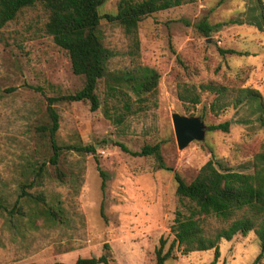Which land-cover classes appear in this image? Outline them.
I'll return each mask as SVG.
<instances>
[{
	"label": "rangeland",
	"instance_id": "obj_1",
	"mask_svg": "<svg viewBox=\"0 0 264 264\" xmlns=\"http://www.w3.org/2000/svg\"><path fill=\"white\" fill-rule=\"evenodd\" d=\"M117 1L106 0L100 14L113 13ZM251 5L253 0H193L152 13L138 23L135 55L128 53L121 27L102 18L99 35L112 52L107 70L152 68L159 75L155 91L140 101L128 92L134 112L118 122L113 118L124 112L123 96L109 95L102 80L95 89V110L86 101L54 104L57 142L93 150L63 149L56 165L62 178L46 161L49 176L30 184L28 169L49 154L37 128L45 122L44 97L74 92L82 78L71 72L66 52L45 33L46 14L39 4L18 12L0 28V196L7 209L17 200L25 210L26 195H18L19 185L26 182V194L57 199L64 215L62 223L37 221L34 226L26 217L0 215V264L72 263L104 252L108 264L154 263L159 238L165 241V251L173 237L170 225L179 202L172 171L158 168L152 155L133 152L157 143L163 163L188 182L210 157L236 167L264 144V123L256 121L255 103L234 107L230 102L237 88L247 86L258 91L264 105V30L249 21ZM202 19L213 27L207 37L197 28ZM204 83L225 87L221 100L226 105L217 112L209 109L215 94L202 91L195 105L176 97L181 84ZM173 112L202 115L206 126L228 121V130L205 128L200 141L178 149ZM225 225L210 217L204 227L212 233ZM179 250L174 247V258L162 264H203L212 259V250ZM218 251L214 264H250L258 252L257 240L252 231L235 234L228 241L220 239ZM258 264H264V257Z\"/></svg>",
	"mask_w": 264,
	"mask_h": 264
},
{
	"label": "trees",
	"instance_id": "obj_2",
	"mask_svg": "<svg viewBox=\"0 0 264 264\" xmlns=\"http://www.w3.org/2000/svg\"><path fill=\"white\" fill-rule=\"evenodd\" d=\"M106 0H0V28L12 20L16 14L25 8L39 4L46 14L43 28L53 43L62 48L68 57L70 70L81 76L82 85L71 93L45 96V122L37 128L45 139L49 154L46 160L34 163L28 174V184L40 181L49 176L45 167L48 161L54 166L57 178L63 173L56 167L57 158L63 149L76 151H92L91 146L62 145L56 140L58 128V113L54 104L67 101H86L90 110H95L99 100L95 89L100 80L105 84L107 92L113 97L123 96L124 112L117 113L113 118L121 120L125 113H133L128 100L131 92L135 99H144L145 94L155 91L158 73L147 66L134 65L131 68L118 71H108L107 59L112 52L105 48L99 35V22L103 18L118 24L128 39V53L137 54L139 40L137 27L140 20L160 10L178 6L193 0H118L113 13L100 14L99 8ZM249 21L259 30H264V14L261 0H253L248 11ZM197 28L207 37L213 27L202 19ZM233 52V51H230ZM225 87L211 83L194 85L181 84L177 87L176 97L179 101L195 105L200 101V93L206 91L215 94L214 101L209 103V109L217 112L226 105L222 101ZM221 100V101H220ZM220 101V102H219ZM234 107L242 103H255L259 125L264 123V105L258 91L250 87L237 88L236 94L230 99ZM225 103V104H224ZM200 119L202 115L198 116ZM228 121L205 125L209 131L228 130ZM122 149H125L120 145ZM133 155H152L158 168L172 171L175 183V194L179 206L174 211L170 232L173 237L165 251H162L164 239L159 238V244L154 249L153 264H162L166 258H174L172 250L179 248L181 254L192 251L212 250V259L203 264H214L219 256L218 242L220 239L230 240L235 234L245 235L252 231L256 237L258 252L250 264H258L264 257V144L251 157L231 167L221 159L213 156L207 159L197 170L195 176L188 182L166 166L159 153L158 144L143 145ZM99 169V168H98ZM99 175L103 176L101 170ZM22 183L19 185L18 197L24 196L27 208L15 200L7 209L5 201L0 196V215L4 212L17 218L26 217L27 222L36 225L37 221L44 224L64 222V215L57 199L46 200L41 193L26 194ZM103 186V178L100 183ZM213 217L226 222L225 226L216 228L212 233L205 230V222ZM108 249L107 244L103 245ZM21 264H37L25 262ZM53 264V263H48ZM58 264H108V253L98 256L78 257L72 263Z\"/></svg>",
	"mask_w": 264,
	"mask_h": 264
},
{
	"label": "water",
	"instance_id": "obj_3",
	"mask_svg": "<svg viewBox=\"0 0 264 264\" xmlns=\"http://www.w3.org/2000/svg\"><path fill=\"white\" fill-rule=\"evenodd\" d=\"M172 131L178 149L183 148L192 140L203 138L205 125L198 116L182 115L176 112L170 115Z\"/></svg>",
	"mask_w": 264,
	"mask_h": 264
}]
</instances>
